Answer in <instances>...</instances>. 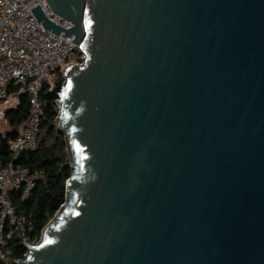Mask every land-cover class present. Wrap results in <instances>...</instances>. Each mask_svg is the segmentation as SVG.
<instances>
[{
    "label": "water",
    "instance_id": "water-1",
    "mask_svg": "<svg viewBox=\"0 0 264 264\" xmlns=\"http://www.w3.org/2000/svg\"><path fill=\"white\" fill-rule=\"evenodd\" d=\"M47 2L73 173L18 264H264V0Z\"/></svg>",
    "mask_w": 264,
    "mask_h": 264
},
{
    "label": "built area",
    "instance_id": "built-area-1",
    "mask_svg": "<svg viewBox=\"0 0 264 264\" xmlns=\"http://www.w3.org/2000/svg\"><path fill=\"white\" fill-rule=\"evenodd\" d=\"M38 5L53 22L70 28L71 23L56 14L47 0H0V106H5L6 113L11 101L19 102L24 92L30 101L29 117L10 144L13 159L6 165L0 164V264L7 257L14 235L19 236L27 250L41 240L29 234L32 223L17 212L13 198L14 192H18L22 199H28L36 187L35 176L28 167L15 161L24 152L38 147L41 122L45 118L41 99L45 83L56 89L59 96L67 81L66 69L72 64L82 66L85 60L74 37L64 32L58 35L38 20L33 11ZM77 52H80L79 60L65 62ZM29 77L34 80L25 87ZM11 86L20 89L12 94Z\"/></svg>",
    "mask_w": 264,
    "mask_h": 264
},
{
    "label": "trees",
    "instance_id": "trees-1",
    "mask_svg": "<svg viewBox=\"0 0 264 264\" xmlns=\"http://www.w3.org/2000/svg\"><path fill=\"white\" fill-rule=\"evenodd\" d=\"M49 87L47 89L46 87ZM20 89V88H19ZM11 86L12 91L19 90ZM58 91L52 90L50 85H44L41 99L44 102L45 118L41 122L44 131L38 137L36 150H29L15 162L28 167L35 176L36 187L28 199H22L21 194L14 192L13 198L19 214L25 215L32 223L30 235L33 239H41L43 230L58 213L66 200V183L73 173L67 156V143L65 136L61 134L56 125L58 108L56 100ZM30 114L29 96L24 92L19 99L16 108L5 113V119L12 126V131L6 134L0 133V164L6 165L12 161L10 151L11 141L14 140ZM54 140L49 144V140ZM27 249L24 247L18 235H14L10 241L7 257L1 264H18V260L24 258Z\"/></svg>",
    "mask_w": 264,
    "mask_h": 264
},
{
    "label": "rangeland",
    "instance_id": "rangeland-1",
    "mask_svg": "<svg viewBox=\"0 0 264 264\" xmlns=\"http://www.w3.org/2000/svg\"><path fill=\"white\" fill-rule=\"evenodd\" d=\"M79 55H80V52H77L76 55H73V56L69 57L65 62H70L72 60H79ZM58 74L61 75V71L60 70H58ZM45 85H48V83H45ZM46 88L49 89L48 86ZM18 89H19V87H18ZM12 94H15V92L12 91ZM18 104H19L18 100H13V101H11V103L8 105L7 108L9 109L10 107H17ZM0 109H1L0 110V132L2 134H5L9 130L12 131V126L5 119V111H4L5 106H1ZM40 130H41V134H40V137H41L43 135L44 131L41 128H40ZM48 143L49 144H53L54 140L51 139V140L48 141Z\"/></svg>",
    "mask_w": 264,
    "mask_h": 264
},
{
    "label": "crops",
    "instance_id": "crops-1",
    "mask_svg": "<svg viewBox=\"0 0 264 264\" xmlns=\"http://www.w3.org/2000/svg\"><path fill=\"white\" fill-rule=\"evenodd\" d=\"M0 107H1V106H0ZM9 131H10V130H9ZM0 133H1V132H0ZM6 133H7V132H6ZM6 133H5V134H6Z\"/></svg>",
    "mask_w": 264,
    "mask_h": 264
}]
</instances>
